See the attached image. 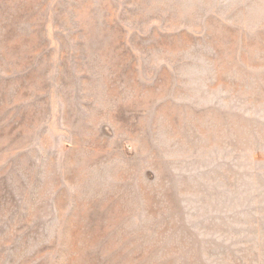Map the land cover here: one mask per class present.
I'll use <instances>...</instances> for the list:
<instances>
[{
	"label": "rangeland",
	"instance_id": "1",
	"mask_svg": "<svg viewBox=\"0 0 264 264\" xmlns=\"http://www.w3.org/2000/svg\"><path fill=\"white\" fill-rule=\"evenodd\" d=\"M0 264H264V0H0Z\"/></svg>",
	"mask_w": 264,
	"mask_h": 264
},
{
	"label": "crops",
	"instance_id": "2",
	"mask_svg": "<svg viewBox=\"0 0 264 264\" xmlns=\"http://www.w3.org/2000/svg\"><path fill=\"white\" fill-rule=\"evenodd\" d=\"M62 1V0H61ZM83 1H86V0H83ZM97 1V0H96ZM98 1H100V0H98Z\"/></svg>",
	"mask_w": 264,
	"mask_h": 264
}]
</instances>
